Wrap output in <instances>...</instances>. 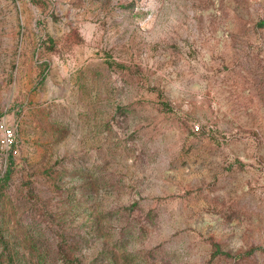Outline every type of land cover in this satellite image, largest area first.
Segmentation results:
<instances>
[{
  "label": "rangeland",
  "instance_id": "374dc122",
  "mask_svg": "<svg viewBox=\"0 0 264 264\" xmlns=\"http://www.w3.org/2000/svg\"><path fill=\"white\" fill-rule=\"evenodd\" d=\"M0 116V264H264V0H0Z\"/></svg>",
  "mask_w": 264,
  "mask_h": 264
},
{
  "label": "built area",
  "instance_id": "2783aa9c",
  "mask_svg": "<svg viewBox=\"0 0 264 264\" xmlns=\"http://www.w3.org/2000/svg\"><path fill=\"white\" fill-rule=\"evenodd\" d=\"M18 126L16 122L0 116V149H15L19 144Z\"/></svg>",
  "mask_w": 264,
  "mask_h": 264
},
{
  "label": "trees",
  "instance_id": "16d2710c",
  "mask_svg": "<svg viewBox=\"0 0 264 264\" xmlns=\"http://www.w3.org/2000/svg\"><path fill=\"white\" fill-rule=\"evenodd\" d=\"M12 159V158H11Z\"/></svg>",
  "mask_w": 264,
  "mask_h": 264
}]
</instances>
